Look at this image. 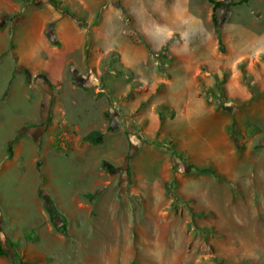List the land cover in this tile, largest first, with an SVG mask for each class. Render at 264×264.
<instances>
[{"label":"rangeland","instance_id":"obj_1","mask_svg":"<svg viewBox=\"0 0 264 264\" xmlns=\"http://www.w3.org/2000/svg\"><path fill=\"white\" fill-rule=\"evenodd\" d=\"M5 1L0 264H264V0Z\"/></svg>","mask_w":264,"mask_h":264},{"label":"trees","instance_id":"obj_2","mask_svg":"<svg viewBox=\"0 0 264 264\" xmlns=\"http://www.w3.org/2000/svg\"><path fill=\"white\" fill-rule=\"evenodd\" d=\"M205 1H207L208 3H210L212 5V10H213L214 13L216 11H218L219 9H222V8H225V10H228V8L230 6L229 4L236 5V3H226L225 4L223 1H216V0H205ZM243 1H245V0H243ZM64 13H66V11H64ZM212 23H213V26H214L215 31H216V36H217V40H218V45H219L220 51L223 52L224 49H223V43H222V40H221V21H219L218 18H216L213 15ZM47 38L52 40L49 35L47 36ZM52 42H54V40H52ZM72 78H73V84L74 85H76L79 88H83V89L85 88L84 82L80 81L77 78L76 73H72ZM92 135L93 134L89 135L87 137V139L91 138ZM199 172H206V171H199ZM44 201L46 203H49L48 198L46 196H44ZM48 210H50L51 213H53L54 216L56 215V218L60 217L61 220L64 221V219H65L64 216L61 213L57 212V210L53 208V205L50 204ZM0 256H4V253H3L2 249H1V246H0Z\"/></svg>","mask_w":264,"mask_h":264},{"label":"crops","instance_id":"obj_3","mask_svg":"<svg viewBox=\"0 0 264 264\" xmlns=\"http://www.w3.org/2000/svg\"><path fill=\"white\" fill-rule=\"evenodd\" d=\"M7 10V3L5 0H0V15ZM9 35L7 30L0 29V56L4 55L8 50Z\"/></svg>","mask_w":264,"mask_h":264}]
</instances>
